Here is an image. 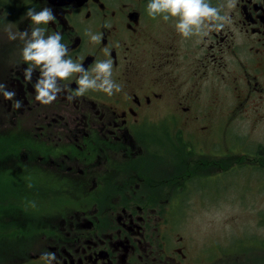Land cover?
Listing matches in <instances>:
<instances>
[{
  "label": "flooded vegetation",
  "instance_id": "flooded-vegetation-1",
  "mask_svg": "<svg viewBox=\"0 0 264 264\" xmlns=\"http://www.w3.org/2000/svg\"><path fill=\"white\" fill-rule=\"evenodd\" d=\"M148 2L0 0V84L15 93L8 100L0 91V235L12 216L15 236L11 254L0 238V260L49 264L42 257L50 253V264H203L177 216L196 183L207 189L235 167L240 177L264 173V0H234L231 8L230 0H209L227 17L217 22L223 27L189 38L175 19H151ZM44 7L56 16L46 35L61 33L90 73L112 59L120 92L76 97L77 73L51 104L36 101L39 70L25 79L19 33L33 27L26 10ZM243 123L263 137L250 139L252 152L243 142L229 154L230 132ZM232 158L243 162L229 169ZM212 164L217 174L196 172ZM40 185L48 209L37 224L28 196Z\"/></svg>",
  "mask_w": 264,
  "mask_h": 264
},
{
  "label": "rangeland",
  "instance_id": "rangeland-1",
  "mask_svg": "<svg viewBox=\"0 0 264 264\" xmlns=\"http://www.w3.org/2000/svg\"><path fill=\"white\" fill-rule=\"evenodd\" d=\"M247 125L240 124V131L230 132L233 148L228 146L229 154L239 151L243 142L246 150L252 152L254 148L250 139H262V133L244 132ZM241 161L238 158L230 159L228 168ZM262 162L264 159L260 160ZM217 171L218 167L214 164L196 167L197 173L207 175L217 174ZM240 172L237 167L233 168L229 171L228 180L222 182L218 176L207 189L203 180L198 181L191 196V205H184L178 212L180 232L185 238H191L195 253L200 254L203 264L205 261L208 264H264V173L240 177ZM29 194L28 198L35 203L36 223H42L48 209L45 188L40 185ZM51 204L49 206L52 208ZM4 205L13 206L15 201L5 200ZM11 217L6 216L2 220L5 227L0 238L11 244L3 251L5 254H11L15 249V236L8 234ZM14 225L21 224L17 222ZM8 262L0 260V264H17V261Z\"/></svg>",
  "mask_w": 264,
  "mask_h": 264
},
{
  "label": "clouds",
  "instance_id": "clouds-1",
  "mask_svg": "<svg viewBox=\"0 0 264 264\" xmlns=\"http://www.w3.org/2000/svg\"><path fill=\"white\" fill-rule=\"evenodd\" d=\"M230 8L234 7V0H230ZM147 15L151 19L158 17L167 22L175 19V28L183 38H189L192 35L207 34L223 27V24L217 23L224 21L226 16L220 15V9L210 5L209 0H149L146 5ZM25 15L30 19L33 27L29 31L19 33V38L24 41L22 48V59L28 65L24 71L25 79L32 80L33 71L38 69L39 76L34 85L35 99L42 105H49L57 99L58 94L65 89L61 86L62 82L68 80L73 74H79L76 83L78 85L74 96L85 95L88 90L103 91L111 96L114 92H120L122 86L114 82L112 77L113 60L107 59L95 63L91 69H85L81 63L74 62L69 56V49L62 43L63 35L59 32L46 35V26L56 20V16L50 7H44L40 11L28 8ZM108 27V25H105ZM92 42H99L102 34H91ZM8 38L15 40L17 34L8 31ZM105 52L110 56V53ZM5 86L0 84V91L3 92L5 99L12 100L14 92L4 90ZM74 97L69 95L67 99ZM15 108L21 107V102L16 101ZM29 187L32 185L29 184ZM35 207V203L32 202ZM42 259L49 261L55 259L54 254L46 253Z\"/></svg>",
  "mask_w": 264,
  "mask_h": 264
}]
</instances>
